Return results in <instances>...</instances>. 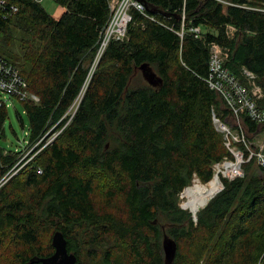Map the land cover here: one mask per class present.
Instances as JSON below:
<instances>
[{
	"label": "trees",
	"instance_id": "16d2710c",
	"mask_svg": "<svg viewBox=\"0 0 264 264\" xmlns=\"http://www.w3.org/2000/svg\"><path fill=\"white\" fill-rule=\"evenodd\" d=\"M55 1L57 16L32 0H8L18 12L0 14V57L40 99L19 101L34 159L24 172L8 178L23 151L0 145V264H38L31 260L54 254L56 232L82 264H165V236L177 245L172 264H258L264 167L255 159L243 164L244 177H221L224 189L198 221L180 195L234 159L213 121V112L223 122L233 117L208 86V58L219 45L233 76L249 85L247 71L264 89V0H143L147 16L132 9L127 37L109 43L89 84L110 0ZM143 65L156 85L143 72L134 81ZM7 108L0 106V137ZM23 114L16 111L25 127ZM240 119L249 141L264 132L247 114ZM232 146L249 157L244 145Z\"/></svg>",
	"mask_w": 264,
	"mask_h": 264
},
{
	"label": "built area",
	"instance_id": "2783aa9c",
	"mask_svg": "<svg viewBox=\"0 0 264 264\" xmlns=\"http://www.w3.org/2000/svg\"><path fill=\"white\" fill-rule=\"evenodd\" d=\"M41 4L44 0H32ZM145 4L140 0H110L111 15L107 26L104 28L103 36L100 41L95 60L90 69L87 83L90 81L98 62L100 61L107 46L112 40L123 41L127 37L128 26L133 20L131 14L132 9L137 10L142 15H146ZM18 12V8L8 2V0H0V14L4 18L14 15ZM182 20H185L183 15ZM183 30L179 33L183 37ZM194 33L199 34L200 28H192ZM228 53L219 45L211 46L209 59V77L206 80L208 86L216 91L222 99L225 100L231 111L234 124L223 122L217 118L213 112V121L216 129L223 134L225 145L233 154L234 159L224 158L223 161L214 164V176L227 178L229 180L244 177L243 164L255 159L259 166L264 167V146L256 149L253 143L248 140L241 122V115L247 114L253 121L258 124H264V108H260L258 103L264 97V91L254 85L255 77L246 71L249 85L243 84L240 80L233 76L226 67L225 61ZM0 91L10 98L18 101L32 100L39 102L40 99L28 90V83L22 76L20 69L4 58L0 57ZM8 104L0 101V106ZM58 133L51 137V141L56 138ZM232 144H242L249 152V157H245V152L239 147H233ZM2 185V184H1ZM0 185V186H1ZM222 190V188H221ZM258 264H264V256Z\"/></svg>",
	"mask_w": 264,
	"mask_h": 264
},
{
	"label": "rangeland",
	"instance_id": "374dc122",
	"mask_svg": "<svg viewBox=\"0 0 264 264\" xmlns=\"http://www.w3.org/2000/svg\"><path fill=\"white\" fill-rule=\"evenodd\" d=\"M41 5L52 16H57V15L62 13L61 7L57 4V2L55 0H44L41 3ZM230 29L232 32H234L232 28H230ZM15 35H16V37H21V33L19 32V30H15ZM17 45L19 46V44H17ZM18 46H17L16 52L18 54H22L21 49ZM141 74H142V71L140 69H139V72L136 71V74L134 76V78H135L134 81H137V80H143L144 81L143 76ZM137 83L138 82H136L134 85H136ZM254 85L261 88V90L264 91V89L262 87H260L256 82L254 83ZM85 89L80 96L81 98L83 97L84 92L86 91ZM0 101H5V103L8 104L7 110H8V114H9V117H8V119H6V122L4 125L3 136L0 137V145L5 147V148H8V150H11V151H19V150L23 151L22 156H21L22 157L21 158L22 164H20L19 167H17L12 173H10L11 175L8 178H11L15 174H17L20 169L22 170V168L29 163L27 166H25V167H28L31 164V162H30L31 160H34V159H32L33 154L31 152V150L26 147L27 135L25 132H27V130H28L29 122H28L26 115L23 114L22 104L18 100L14 99V98H10V97L6 96V94H4L0 91ZM79 101L80 100H78V102ZM77 105H78V103H77ZM73 106L71 107V109L69 111V114L72 113L71 115H73V113L75 111V110L73 111ZM16 111H19L23 114V117L25 120V127H22V125L18 121V119L16 117ZM229 124L230 125L234 124V121L229 120ZM245 135L247 136L246 131H245ZM250 138H251V142L253 143V147H255L256 149H259V148L264 146V132H260V133H257L256 135H252ZM24 171H25V168H24V170H22L20 172L22 173ZM216 177L219 178V176L216 175L213 179H215ZM196 180L200 182V180L197 177H194L193 184L191 186H194V183H196ZM219 180H220V178H219ZM211 181H212V179H211ZM209 183H207V184H209ZM200 184H203V183L200 182ZM207 184H203V185H207ZM223 189L224 188H223V184H222V190ZM185 201H186V199L182 198V194H181L180 195V206L182 209L187 210L184 207Z\"/></svg>",
	"mask_w": 264,
	"mask_h": 264
},
{
	"label": "water",
	"instance_id": "95a60500",
	"mask_svg": "<svg viewBox=\"0 0 264 264\" xmlns=\"http://www.w3.org/2000/svg\"><path fill=\"white\" fill-rule=\"evenodd\" d=\"M144 3L143 0H140ZM151 12H156L155 9H150ZM144 79L153 85H156L157 78L156 74L148 67V65H143L141 67ZM215 177V176H214ZM215 197V196H214ZM213 197V198H214ZM191 213V212H190ZM192 214V213H191ZM193 221H198L197 217L192 214ZM52 245L55 249L54 254L45 258H34L31 263L38 264H82L78 262V258L68 251L67 240L61 232H56L52 239ZM165 253V264H172L176 257L177 245L176 242L168 236H165L163 240V248Z\"/></svg>",
	"mask_w": 264,
	"mask_h": 264
},
{
	"label": "bare ground",
	"instance_id": "6f19581e",
	"mask_svg": "<svg viewBox=\"0 0 264 264\" xmlns=\"http://www.w3.org/2000/svg\"><path fill=\"white\" fill-rule=\"evenodd\" d=\"M221 188L222 183L218 177L212 179L207 185L200 184V182L196 180L194 186L186 188L182 193V198L186 199L184 204L185 209L189 210L197 217V213L221 191Z\"/></svg>",
	"mask_w": 264,
	"mask_h": 264
},
{
	"label": "crops",
	"instance_id": "0c3cea01",
	"mask_svg": "<svg viewBox=\"0 0 264 264\" xmlns=\"http://www.w3.org/2000/svg\"><path fill=\"white\" fill-rule=\"evenodd\" d=\"M60 15V14H59Z\"/></svg>",
	"mask_w": 264,
	"mask_h": 264
}]
</instances>
